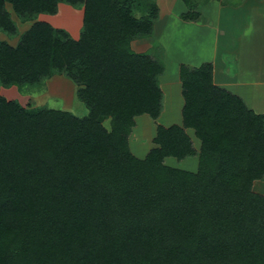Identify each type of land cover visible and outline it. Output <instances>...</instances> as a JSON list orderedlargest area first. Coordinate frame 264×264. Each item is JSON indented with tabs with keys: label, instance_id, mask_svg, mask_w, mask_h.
Returning a JSON list of instances; mask_svg holds the SVG:
<instances>
[{
	"label": "trees",
	"instance_id": "16d2710c",
	"mask_svg": "<svg viewBox=\"0 0 264 264\" xmlns=\"http://www.w3.org/2000/svg\"><path fill=\"white\" fill-rule=\"evenodd\" d=\"M198 20L197 0H183ZM82 7L78 37L39 13ZM222 2H224L222 0ZM17 19L29 26L19 33ZM153 0H0V86L75 84L88 112L0 94V264H264V113L180 64L181 123H157L143 157L135 118L156 119L164 66L130 42L153 33ZM109 118L110 128L103 121ZM191 129L198 147L187 131ZM196 157L195 169L166 163Z\"/></svg>",
	"mask_w": 264,
	"mask_h": 264
},
{
	"label": "rangeland",
	"instance_id": "374dc122",
	"mask_svg": "<svg viewBox=\"0 0 264 264\" xmlns=\"http://www.w3.org/2000/svg\"><path fill=\"white\" fill-rule=\"evenodd\" d=\"M157 3L158 8L162 9V12L166 9V11L170 8L171 3L173 0H153ZM199 2V6L196 8L199 10L200 14H206L205 10L209 9V3H211V0H197ZM219 2L227 5H234L237 6L240 3H243L244 0H218ZM260 1V0H257ZM209 2V3H208ZM61 4H58V9L55 14H45L46 16H39L38 14L36 18L41 20H46L50 22L52 25L57 27H62L66 29L70 35L73 36L74 32L76 33L77 30V36L80 31V27L82 24V7L75 8L71 6L68 3L60 2ZM208 4V5H207ZM184 10L188 9L186 4H183ZM259 7L261 6L262 10L255 9L256 12L253 11V8H250L252 12H249L250 17L253 16L255 20H259V14L262 12L264 13V4H259ZM6 7L8 10L11 11L9 3H6ZM178 5L175 6V10ZM232 7V6H231ZM165 8V9H164ZM160 9V10H161ZM233 8L227 7L221 12V24L223 25V29H230V33L232 35L231 39H235L238 35H244L243 30H239L238 27H243V21L242 19L244 16L232 15ZM13 18L18 23L19 33L22 32L25 28H27L31 21L27 22H20L17 17H15L14 13L11 11ZM159 15V12H158ZM207 15V14H206ZM264 15V14H263ZM158 18V16H157ZM156 18V19H157ZM160 18V17H159ZM213 18V17H212ZM241 18V20H240ZM173 22L171 23L168 31H166V38L167 40L170 39H177L176 42H174V46H177L178 53L181 55L185 54V51L182 53V48H184L185 43H190L191 48L186 49L187 52L189 51V56L194 55L201 51L200 45H197V43H200L198 36H200L199 28L195 29L194 24H191L186 27L188 24L182 23V21H185L182 19V17L179 20L178 17L173 18ZM155 22V21H154ZM187 23V22H186ZM263 26H264V22ZM183 26V27H182ZM260 25H258L259 27ZM261 28V27H259ZM256 30V26L254 28V31ZM240 31H243L241 33ZM252 31V28H251ZM250 31L249 34L252 32ZM264 34V28L262 29ZM256 32V31H255ZM75 35V36H76ZM230 38V36H228ZM141 39L146 37H139ZM255 38V37H254ZM0 39H7L11 44H14L17 40L16 37H9L5 35L4 33H0ZM150 39V38H149ZM150 43V45L146 44V41L139 40V43L136 45H132V41L130 42L131 48L138 52H149L153 57L156 59H159L165 69L164 64V50L163 45L160 43V41L153 37ZM240 41L237 40V42ZM246 41L249 43L244 48V51L247 53L252 52L253 53V46L250 45L256 39H253L252 37H248ZM262 46L260 45V50L264 53V40H260ZM144 44V45H143ZM252 47V48H250ZM256 48V46H255ZM197 55V54H196ZM177 57V56H176ZM198 57V56H197ZM174 61V62H172ZM177 61V58H171V61L166 66V69L161 73L163 78H161V83L158 81L164 91L163 96V103L162 108L159 116L156 119L151 118L147 114L139 115L137 118H135V125L133 126V129L131 131V135L129 137V143L131 146V150L138 156L143 157L145 153L147 152L148 148L153 146L152 138L155 134V126L157 123H160L162 125L168 126L170 124H173L175 122L181 123V107L182 102L180 100V88L177 81H175V69L172 63H175ZM172 62V63H171ZM174 71V74H172ZM160 76V75H159ZM158 76V77H159ZM77 86L73 82H71L67 77H65L62 74H54L48 79H45L43 81L42 86L39 85H26L21 90V92L18 90V87L16 85H12L9 87L0 86V94L4 95L8 99H16L18 102H20L23 106L28 107H48V108H56V109H67L75 113L76 115L83 116L86 115L88 110L85 106V104L79 100L76 97L75 89ZM103 124L106 126V128H110V120L109 118H106L103 121ZM191 137L194 140V145L198 147V140L194 136L193 131L191 129L187 130ZM166 163L171 165H176L181 168H187V169H195L197 165L196 157H191L185 160L178 161L174 158H167ZM253 188L264 194V178L256 180L254 183Z\"/></svg>",
	"mask_w": 264,
	"mask_h": 264
},
{
	"label": "crops",
	"instance_id": "0c3cea01",
	"mask_svg": "<svg viewBox=\"0 0 264 264\" xmlns=\"http://www.w3.org/2000/svg\"><path fill=\"white\" fill-rule=\"evenodd\" d=\"M183 4V0H173L167 11L164 8L165 10L161 13L162 9L160 8L161 10L159 9L158 18L153 25V33L143 39H134L132 45L138 44L139 40H144L146 44L148 42L150 45L149 42L152 41L150 39L156 37L163 45L165 69L172 57L177 58L175 63H172L174 61L171 63L174 66L175 81L178 80V84L180 64L198 66L203 62H211L213 68V82L215 84L225 87L231 92L239 95L245 104L255 112L264 113V53L260 50V45L262 46L260 40H264L262 31L264 28L262 23L264 22V13H259L261 14V16L258 15L259 20H255L253 16L250 17L249 15V12H252L250 8H253L254 12H256L255 9L262 10L261 6L259 7L258 5L264 4V0H244L243 3L237 6L223 4L218 0H211V3H209V5L207 4L209 9L207 7L205 10L207 15L201 13L198 20H185L182 18L185 20L182 21V23L188 24L186 27L194 24L195 29L199 28L200 32V36H198L200 43H197V45H200L201 51H196L198 52L196 53L197 55L194 54L190 56L189 51L187 52L186 50L191 48L190 43L184 44L182 53L185 51V54L181 55L178 53L177 46H174V42H176L177 39H172L170 41V39L167 40L165 37L166 31H168L174 20L173 18L178 17L179 20H182L180 19V15L187 10H184ZM176 5H178V9L175 10ZM227 7L233 8L232 15H236L237 12V15L239 14V16H241L243 14L242 16H244L242 19L243 27H238L239 30L244 31V35L237 34L235 39H231L232 35L230 29H223V25L221 24V12ZM39 14V16H46L43 13ZM258 25H260L259 27L261 28H259ZM255 26L256 32L254 31ZM243 31L240 32L243 33ZM250 31L252 32L251 34H249ZM76 34L77 30L76 33L74 32L73 37H78ZM228 36H230V38ZM248 37L256 39V41L250 44L254 48L253 53L244 51L246 45L249 44L246 41ZM239 38L240 41L237 42ZM172 72V74H174V71ZM163 76L165 75L160 74L158 77L160 83L162 82L161 78H163Z\"/></svg>",
	"mask_w": 264,
	"mask_h": 264
}]
</instances>
